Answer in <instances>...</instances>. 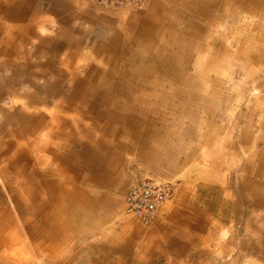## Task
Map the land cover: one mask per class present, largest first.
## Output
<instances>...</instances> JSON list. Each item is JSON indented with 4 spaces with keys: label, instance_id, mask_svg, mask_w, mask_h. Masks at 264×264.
I'll return each mask as SVG.
<instances>
[{
    "label": "crops",
    "instance_id": "obj_1",
    "mask_svg": "<svg viewBox=\"0 0 264 264\" xmlns=\"http://www.w3.org/2000/svg\"><path fill=\"white\" fill-rule=\"evenodd\" d=\"M214 3L144 0L143 9L130 10L95 0H0V264L24 263L5 262V255L64 254L65 242L76 237L87 241L81 249L77 240L78 254H88L83 264H264V235L246 245L239 236L245 221L237 218L248 189L252 205L264 209V117L252 168H243L233 145L228 161L211 165L217 170L227 162L228 178L212 170L200 183V176L180 178L148 224L124 210L137 168L160 177L194 162L187 139L197 128L193 108H160L171 116L161 118L171 127L163 129L160 111L124 103L146 93L129 87L137 74L144 77L136 67L152 68L160 82V67H173L185 89L201 85L187 68L197 38L213 30ZM253 4L264 11V0ZM163 84L157 100L165 92L175 96L176 82L170 92ZM138 115L148 116L145 128L129 125ZM68 212L73 233L61 241L68 226L55 235L50 221Z\"/></svg>",
    "mask_w": 264,
    "mask_h": 264
},
{
    "label": "rangeland",
    "instance_id": "obj_2",
    "mask_svg": "<svg viewBox=\"0 0 264 264\" xmlns=\"http://www.w3.org/2000/svg\"><path fill=\"white\" fill-rule=\"evenodd\" d=\"M226 2L228 3L226 5L227 10L223 1L215 0L214 20L208 25V28L213 30H210L209 35L206 37L197 38L198 49L187 68L190 81L193 78L192 76H195V80L199 81L200 79L201 85L198 84L196 87L194 85L192 89H189V87L185 89V85L179 83L178 74L181 73L175 74L174 71H171L173 67L169 70L164 66H159L163 71L161 82L159 75L149 73L152 68L148 67L146 70L145 67H136V69L139 68L144 77L137 74L138 82L131 83L129 87L142 88L146 91V93H142L147 96L141 99L140 95L142 93L140 91L124 102L131 101V108H138L137 110L160 111V128L163 129H171V127L161 118L165 119L171 116L167 115L165 117V115H162L160 108H171V110L179 108L185 110V112H190L189 108H193L198 111L195 115L196 125L194 128L197 127L195 135L188 137L192 139H187L192 143V147H188L194 154L192 164L189 163V165L181 168L180 165L185 164V162H180L179 165H175L174 170L169 169V174L166 173L164 176L160 174V177H156L150 172H143L139 168L136 171L156 180H170L174 184L172 196L180 184V178L186 177L192 180L200 176L198 181L200 183L204 180L205 172L211 170L213 176H215V172L216 174L224 173V177L228 178L227 162L221 163V169L216 170L211 167V165L215 166V162L220 163L222 160H229L227 147L232 148L234 145L237 154L240 156L242 154L245 160L243 168L253 167L249 162L250 155L253 154L254 149L261 147V143L257 139L261 133L259 127L262 125V117H264V11L253 4L255 0H238V2L226 0ZM95 5L98 6L96 0ZM128 7H132L129 8L130 10H137L143 9L144 6L140 8ZM202 27L207 28L205 23ZM211 48L214 52L208 51ZM209 55L212 57V61L208 60ZM163 81L167 83L168 89L172 82H176L174 88L176 93L174 97L166 95L167 92L162 93L160 99L157 100L159 94L156 95V92L164 85ZM193 89L201 92H193ZM151 104L154 107H150ZM147 117L138 115L137 119L139 120L129 122V125L135 128L141 125L142 128H145L146 123L143 120ZM204 118L212 120L203 123ZM215 127L217 128L215 129ZM212 130L217 131L212 132ZM210 134H214V137L208 141L207 136ZM224 143L226 147H223ZM250 190L248 189L245 196L246 201L250 204L245 202L244 216L241 214L237 216L238 221H245L244 226L239 229V236L247 243L246 245H248V241H256L258 237L264 235V233L258 234L259 228L264 231V209L252 205L250 201L253 200L254 193L250 194ZM79 201L80 198L78 197ZM16 213L19 217L23 214L19 209ZM71 214L68 212L63 218L50 221L54 227L53 233L55 235L62 230L63 225L68 226L69 229L66 234L63 233L64 238L61 241L73 233L68 221V215ZM229 218L233 220L234 215L231 214ZM55 235L53 236L54 239H58ZM78 238L65 242L64 248L68 250L64 254H48L47 256L44 254L5 255L7 258H4V261L7 262L14 258L20 260L21 263L24 262L23 264H47L51 259L55 261L53 264H83L84 261L87 263L89 261L88 254H78L77 240L80 242L81 249L83 246L86 248L85 243L87 241L83 240L82 237L81 240ZM244 250L245 253H249L247 247Z\"/></svg>",
    "mask_w": 264,
    "mask_h": 264
},
{
    "label": "built area",
    "instance_id": "obj_3",
    "mask_svg": "<svg viewBox=\"0 0 264 264\" xmlns=\"http://www.w3.org/2000/svg\"><path fill=\"white\" fill-rule=\"evenodd\" d=\"M144 0H96L98 6L116 9L123 6L140 7ZM174 184L170 180H156L136 173L124 191V210L141 224H148L157 216L160 206L172 196Z\"/></svg>",
    "mask_w": 264,
    "mask_h": 264
},
{
    "label": "bare ground",
    "instance_id": "obj_4",
    "mask_svg": "<svg viewBox=\"0 0 264 264\" xmlns=\"http://www.w3.org/2000/svg\"><path fill=\"white\" fill-rule=\"evenodd\" d=\"M2 235V234H1ZM15 239V238H14Z\"/></svg>",
    "mask_w": 264,
    "mask_h": 264
}]
</instances>
